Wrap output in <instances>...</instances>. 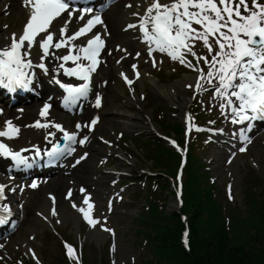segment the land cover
<instances>
[{
  "label": "rangeland",
  "instance_id": "374dc122",
  "mask_svg": "<svg viewBox=\"0 0 264 264\" xmlns=\"http://www.w3.org/2000/svg\"><path fill=\"white\" fill-rule=\"evenodd\" d=\"M17 2V0H14ZM13 4L15 5V3L13 2ZM19 5V4H18ZM16 5L18 8L19 6ZM15 6V7H16ZM11 9L13 10V5H11ZM12 14H10L7 17H2V24L5 23H11L10 21H8V18H11ZM16 18V17H15ZM19 18V17H18ZM13 24L15 23V20H12ZM11 24L10 29L5 30L3 32H9L11 29L14 28V25ZM184 74L182 73H178L176 75H172V77L170 78V83L166 84L164 86L165 89H168L169 86L176 84L177 82H179L181 79H183ZM167 87V88H166ZM151 95L153 97V99L155 101L158 102V104L162 105L164 107V109H168L169 105L171 103H165V102H161L159 99H157L152 91H151ZM144 104V103H143ZM145 114H149L148 111H151L150 108H145ZM115 110V111H113ZM172 110V109H170ZM137 108L130 103V101L125 98V102L120 101L119 103L115 104L111 99H109L107 101V105L105 107V109L103 110V114L105 118V121H103V126L102 128H106L107 125H111L113 126L115 129H118L116 127V124L114 123L116 120H122L125 121V117L128 114H135L137 112ZM176 111V109H175ZM121 112V113H119ZM166 113L168 114L169 118H172V121H174L175 119H177L176 116H170L168 111H166ZM136 119V118H135ZM140 124H142V121L140 120ZM142 127L140 129H136V128H130V130L133 131H138V130H146V132H148V127L145 125H141ZM103 131H105L106 133H108L111 137L113 136V134H111L109 132L108 129H104ZM147 136H153L152 133H147ZM264 137L262 139H260L251 149V151L249 152V154L245 155V156H241L239 157L236 162L234 163L232 169L234 171V176H235V194H236V199L233 203H231L232 205H227V211L224 212L223 214L225 215H230V210L232 208H239L241 209V211L243 212V215L246 216L247 220L251 223V224H256V222L260 223L259 217L257 216V209L258 208H253L254 206L257 205V201H253L250 203H247V201H249V197L248 195H255L258 200H264ZM137 144H140L139 140H135ZM151 147L155 148L156 150L160 151L162 148L161 146H159L156 142H152ZM217 154V150H212V155H216ZM218 158H220V156H217ZM249 157H254L257 162H258V166L254 171H252L251 169V164H250V160ZM97 157H93L91 158V160L89 161V164H94L96 161ZM219 162H216V164H218ZM141 163L138 162L137 165H140ZM149 164H151V162H149ZM136 167V166H135ZM219 169V175H221V178L223 179V183L227 180V177L225 175V172H221L220 173ZM219 187L221 188L222 191V180L221 182L219 181ZM132 191L133 188H129L128 192H127V197H131L132 196ZM252 192V193H251ZM140 199L136 200L134 203H129V209L131 213H136L138 212L141 207H143V203H142V196L139 197ZM219 201L223 202L224 200V194L223 192L219 194ZM219 202L215 199L212 200L210 198H207V205L209 207V210L212 211L214 209V207H216V205ZM174 201L173 199H171L168 202V210L169 211H173L175 209V207L173 206ZM223 204H226L225 202H223ZM260 207V206H259ZM234 214L236 213L235 211H233ZM116 220V219H115ZM26 225H24L23 223V229H21V231H19L18 236H23L26 237L27 233H29L31 230H35L38 233V239H41L43 241H47L46 245L43 246L41 248V252L44 256V258L47 260V264H62V261L60 260L62 257V252H61V247H60V241L59 238L56 237L55 235L51 234L50 232H46L43 226H37L38 223H40L35 215V212L33 214H31V217L28 219L26 217L25 219ZM123 223L124 225L122 226L125 229H122V227H119V224ZM116 224L118 225V230H119V235H118V240H119V254L121 256V259H126L128 257V255H130L131 253L136 254L138 251H141V247L138 246L135 242V236H132V232H130L131 229L128 230V228H130V226L132 225L131 223V218H125L123 220H117ZM64 227L61 229V233L63 232L64 234L68 233L69 235H73V233L77 230L75 228H71V230H64ZM127 230L130 232L128 233ZM264 229H261V234L263 233ZM128 234H126L125 233ZM255 231V230H253ZM134 233V231H133ZM262 239H263V243H255L254 241L247 243L244 248V251H239L235 254H226L225 255V263L226 264H264V233L262 235ZM93 241V242H92ZM92 242V244H91ZM103 242H100L97 244V246H102ZM87 244H88V250L91 253L94 249H98L96 245V241H94L91 237V235H89V240H87ZM255 244V246L253 245ZM39 246H41V244L39 243ZM99 250V249H98ZM146 253V252H145ZM210 257V256H209ZM105 260V258H103V261ZM95 262L93 261L92 264H94Z\"/></svg>",
  "mask_w": 264,
  "mask_h": 264
},
{
  "label": "trees",
  "instance_id": "16d2710c",
  "mask_svg": "<svg viewBox=\"0 0 264 264\" xmlns=\"http://www.w3.org/2000/svg\"><path fill=\"white\" fill-rule=\"evenodd\" d=\"M166 128L170 130V126ZM158 166V165H157ZM191 170L193 169L190 167ZM194 170L189 176V197L199 195L196 187ZM252 193V192H251ZM196 195V196H197ZM250 203L257 201L253 208L257 209V216L260 223L251 224L246 216H242L241 224L233 227V235L227 231L223 219L219 215V210L210 212V223L205 228L203 213L207 208L206 199H200L197 203H192L189 208L192 212L191 222V250L186 252L181 244L182 223L177 213L163 212L158 214L156 208H152L149 231L150 248L152 250L151 259L145 264H226L225 255L235 254L244 251L247 243H263L261 229H264V200H258L255 195H248ZM260 206V207H259ZM255 230V231H253ZM255 246V244H253ZM210 256V257H209Z\"/></svg>",
  "mask_w": 264,
  "mask_h": 264
},
{
  "label": "bare ground",
  "instance_id": "6f19581e",
  "mask_svg": "<svg viewBox=\"0 0 264 264\" xmlns=\"http://www.w3.org/2000/svg\"><path fill=\"white\" fill-rule=\"evenodd\" d=\"M121 6L123 7V5H120L118 7H116V10L112 11L109 15H108V23L109 26L113 32V37L117 38L120 37L119 34V28L121 27V25L126 22L129 18H128V10L124 9V12L121 11ZM22 9L15 7L14 5V9L12 12V16L11 18H9V20L11 21L13 18L20 16ZM75 17H71L70 19H74ZM116 69V67H113V71ZM145 82L153 89L155 95L159 98H161L163 101L168 102V103H177L180 102V106L184 107L185 103H186V90L184 88V85L187 82H192L193 81V76L191 75H186L180 82H178L177 84H175L174 86H171L170 89L172 87L175 88V92L172 94L171 92H164L163 91V85H160L156 78H147L144 76ZM142 79V80H143ZM32 107H30L31 109ZM31 112V110H27L26 112V116H28V114ZM137 116H141V113H138ZM86 168H83L81 171H83ZM65 182V178L62 177L59 180H57L56 182H53L52 184H50L51 188L54 189H59L61 184H63ZM34 196H32L30 202L31 204H37L39 209H41V211H48V207H49V201L48 199L45 197L43 190L40 188L38 190H36L34 192ZM61 215L63 217V221L64 223H67V216L65 215L64 211H61ZM73 218L72 220L74 221V223L78 222V215L77 214H72ZM78 227V226H77ZM91 235H93L96 238H101L103 236V234H100L97 231H93L91 232Z\"/></svg>",
  "mask_w": 264,
  "mask_h": 264
}]
</instances>
